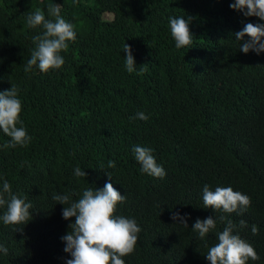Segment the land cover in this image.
Here are the masks:
<instances>
[{
  "label": "trees",
  "instance_id": "obj_1",
  "mask_svg": "<svg viewBox=\"0 0 264 264\" xmlns=\"http://www.w3.org/2000/svg\"><path fill=\"white\" fill-rule=\"evenodd\" d=\"M234 2L0 0V92L18 88L17 127L31 137L6 147L11 138L0 130V191L6 180L31 204L28 221L17 225L3 223L7 205L0 206V245L8 250L0 264H67L62 237L75 217L63 218L53 194L73 202L109 182L125 197L114 215L141 230L125 264H210L207 252L227 220L259 257L247 264H264V52L243 53L234 36L264 21L232 10ZM51 4L62 6L76 39L60 52L61 68L25 72L33 37L43 32L42 25L30 28L27 16L40 9L54 20ZM170 17L192 18L190 45L176 48ZM135 146L152 150L162 178L141 171ZM77 167L87 175L75 176ZM205 185L231 187L251 204L235 213L205 208ZM175 213L187 227L173 221ZM208 217L217 218L216 227L201 239L192 227Z\"/></svg>",
  "mask_w": 264,
  "mask_h": 264
},
{
  "label": "clouds",
  "instance_id": "obj_2",
  "mask_svg": "<svg viewBox=\"0 0 264 264\" xmlns=\"http://www.w3.org/2000/svg\"><path fill=\"white\" fill-rule=\"evenodd\" d=\"M62 6L51 4L47 12L54 20H46L44 12L40 9L27 16V24L30 28L42 25L43 32L33 37L35 49L25 65V72H30L33 66H38L41 72L61 68L65 61L60 55L67 49L68 41L76 39L74 26L61 16ZM234 11L242 12L245 17H258L264 21V0H235L230 4ZM191 17L169 18L171 35L175 40L177 49L192 43V34L189 29ZM240 42L239 50L247 54L250 51L260 54L264 52V24L246 23L241 31L234 34ZM247 37V39H245ZM126 53L125 66L129 73L135 70V61L129 45L124 47ZM18 88L0 92V130L11 138L6 147L24 146L30 142L24 127H17L21 112V101L18 99ZM137 117L146 120L144 113H137ZM131 119V118H130ZM134 157L141 165V171L151 176L162 178L166 173L162 166L156 163L152 150L147 147L135 146ZM115 165L110 161L109 167ZM75 176H86L85 171L79 167L75 170ZM109 180L111 175L107 173ZM7 194L8 199H5ZM53 199L64 205L62 216L65 220L75 217V223L70 224V231L62 240L65 243L64 251L69 253L72 259L67 264H125L122 257L130 254L138 242V233L141 231L134 219L124 216H115L118 203L125 197L112 185L106 183L103 189L86 188L80 198L73 202L68 194H53ZM203 204L205 208L215 211L222 209L225 213H235L239 209L246 211L251 204L250 197L234 191L231 187H217L214 191L208 185L203 187ZM7 205V211L2 217L5 225H17L28 221L31 208L30 203L12 194L11 185L5 180L0 191V206ZM67 205V206H65ZM173 221L187 227V218L175 213ZM217 219V218H216ZM216 219L208 217L205 220L197 219L192 230L203 239L210 230L216 227ZM224 216L219 220L224 221ZM241 227H246V222L240 220ZM234 224L227 220L226 226L217 234L218 243L210 247L206 259L210 264H247L251 260L259 259L254 248L239 235H234ZM252 233L258 232V227L252 225ZM7 248L0 245V252L7 254Z\"/></svg>",
  "mask_w": 264,
  "mask_h": 264
}]
</instances>
